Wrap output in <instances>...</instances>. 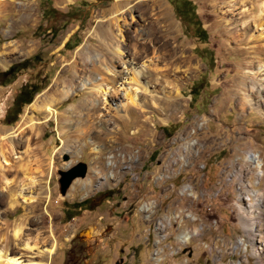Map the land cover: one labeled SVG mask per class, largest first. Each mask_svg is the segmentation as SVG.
I'll return each instance as SVG.
<instances>
[{
  "label": "rangeland",
  "instance_id": "1",
  "mask_svg": "<svg viewBox=\"0 0 264 264\" xmlns=\"http://www.w3.org/2000/svg\"><path fill=\"white\" fill-rule=\"evenodd\" d=\"M243 1L0 0L4 177L37 196L12 208L0 177V249L21 264H264V42L245 40L259 9ZM105 68L141 110H121L123 91L96 96ZM25 89L42 107L15 108ZM79 162L86 177L62 195L59 171Z\"/></svg>",
  "mask_w": 264,
  "mask_h": 264
},
{
  "label": "bare ground",
  "instance_id": "2",
  "mask_svg": "<svg viewBox=\"0 0 264 264\" xmlns=\"http://www.w3.org/2000/svg\"><path fill=\"white\" fill-rule=\"evenodd\" d=\"M239 1L241 2V4H244L245 5V2L246 1H243V0H239ZM251 9H253V8H245L243 12L244 13H249L251 11ZM258 9H259V13L257 15H255V16H251L249 14L248 15L246 14V17H245V15H244V17L246 18V20L242 23V28L243 29H241V30L242 31L245 30V32H244L243 35L245 36V40L248 43H254L255 44V43H259V42L260 43L261 42H264V23L261 21V17L264 14V0H258ZM30 14H32V13H30ZM30 17H31V15H30ZM118 22H119V19H117V17H116L115 18V21H114V24L118 26V24H119ZM250 26L251 27H255L256 30L259 32V34L257 33L258 34L257 36L250 35V32H251V30L249 29ZM111 35H109V34L106 35L105 36V40L110 41L111 40V37H112ZM256 45H258V44H256ZM261 46L259 45L256 48H254V47L251 48L250 47V49H252L254 51L255 50H261L262 49ZM115 52L117 53L118 50H115ZM150 64L148 62L147 63H143L142 64V67H141V69L139 71L134 70L133 77L130 79V82L137 86L140 83L138 81V79L140 78V76H143V74L147 70H149ZM262 69H263V75H264V66H262ZM84 70L86 72V69L85 68H84ZM105 70L111 76V78L109 79L111 84H109L108 86L106 85L107 88H102V87L99 86L97 89H95L96 96H98V97L100 96L102 98L103 104L104 105L105 104H108L110 97L116 96V94L119 91H123V95L125 97V103L121 105V107H120L121 110L124 113H126V115H127V112L130 109H133L134 108V109H140L141 110L142 109V106H141V103H139V100H138L137 89L135 91L131 90L130 88H121V89H119V87H116V85H117L116 84V74L113 73L111 70H109L107 68H105ZM84 85H86V84L84 83ZM144 92H146V89L144 90ZM64 94L65 95H68V92H66ZM39 101H40V99H39ZM41 101H43L44 106L46 107V109L48 111H51L52 110L51 107H49V106L46 105L45 99L44 100H41ZM48 101H50V100H48ZM95 101H96V97L94 95H92L91 100L85 101V103H84L85 108L87 110H90V111L91 110H95V108L97 106L96 103H95ZM250 104H252V103H250ZM31 105H32L31 107L36 108V109L38 107H42V106H39L38 105V100L35 101L34 103H32ZM118 112H120V111L117 109L116 114L113 115V117H116L117 118L119 116ZM16 127L17 128L14 130V132H12L9 135L3 137V140H5L7 142H11V138L15 137L22 130L21 123L17 124ZM11 147L13 149V146H11ZM18 158H19L18 156L15 157V159H18ZM109 158H111V157H109ZM10 159L11 158H9V154L7 153L6 150H3L0 153V177L2 179V191H3V193H7L8 194V196H9V202H11L12 208L18 207L19 205H22V204L28 205V204L35 203L37 201V196H35L29 190L28 187H27L28 188L27 189L25 187L26 186L25 184L22 185V186H17L16 188H13L12 185H13L14 182L12 180H10L8 177L7 178L4 177V172H6V170H7L6 168L12 166V162H11ZM249 161H251L254 164V167H256L257 169H259L261 167V163L260 162H258V161L255 162L253 159L252 160H249ZM109 165H112V164L110 163ZM96 173H98V172H96ZM113 176L114 175L112 173H110V174L107 175L106 178H113ZM27 179H28V181H29V183L31 185H33L35 183L32 177H28ZM85 181H86L85 184L87 186H89V183L90 182L87 181V180H85ZM73 183H74V181H73ZM71 187H72V185H71ZM184 190L187 191L186 189H184ZM188 195H190V194H188ZM22 233H23V227L22 226H20V227L17 226L13 230V233L11 235L12 238H13V240H14V242H15V244H13V245L19 246V242L21 240ZM192 234H194V232ZM187 239H188V237H180V240L183 241V242L184 241L187 242ZM25 248L31 249V248H29L28 244L25 245ZM55 249L56 248L53 245L51 248L47 249L45 251V253L47 255H53L54 252H55ZM18 260H19V258H17L16 256H12L11 253L8 254V250H5L4 248L0 249V264H21V262H19ZM45 264H49V263H45Z\"/></svg>",
  "mask_w": 264,
  "mask_h": 264
},
{
  "label": "trees",
  "instance_id": "3",
  "mask_svg": "<svg viewBox=\"0 0 264 264\" xmlns=\"http://www.w3.org/2000/svg\"><path fill=\"white\" fill-rule=\"evenodd\" d=\"M69 41L65 44V47H67ZM36 60V57H33L30 60H25L22 63L16 64V65H12L6 72H4L2 75L6 76V75H10L11 72L15 71L14 73H17L19 70L25 69L29 63L33 62ZM39 91L35 90V91H28V90H22L19 95L15 98V108L17 106V108H22V106L24 105H30L33 102V98L35 96V94H37ZM18 105L20 107H18ZM18 111L16 112V114H14L13 119H10V116L6 115V119L7 124H12L13 122L16 121L17 116H18Z\"/></svg>",
  "mask_w": 264,
  "mask_h": 264
},
{
  "label": "water",
  "instance_id": "4",
  "mask_svg": "<svg viewBox=\"0 0 264 264\" xmlns=\"http://www.w3.org/2000/svg\"><path fill=\"white\" fill-rule=\"evenodd\" d=\"M68 160V157H65ZM88 167L85 163H76L73 167L65 170L59 171V187L62 195H65L67 190L71 187L73 181L76 179H84L87 175Z\"/></svg>",
  "mask_w": 264,
  "mask_h": 264
},
{
  "label": "built area",
  "instance_id": "5",
  "mask_svg": "<svg viewBox=\"0 0 264 264\" xmlns=\"http://www.w3.org/2000/svg\"><path fill=\"white\" fill-rule=\"evenodd\" d=\"M187 242H188V239H187ZM181 243H182V244H184V243H186V241H184V242H183V241H181ZM244 250L246 251V249H243V252H244ZM239 252H240V250H238V252H237V251H234V253H233V254H237V255H238V254H239ZM230 254H231V256H232V253H230ZM232 264H235V263H232Z\"/></svg>",
  "mask_w": 264,
  "mask_h": 264
}]
</instances>
